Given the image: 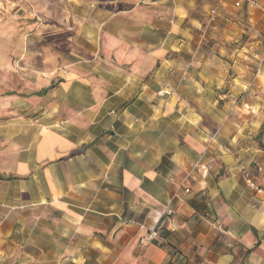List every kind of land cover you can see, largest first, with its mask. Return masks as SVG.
Wrapping results in <instances>:
<instances>
[{
  "label": "crops",
  "instance_id": "1",
  "mask_svg": "<svg viewBox=\"0 0 264 264\" xmlns=\"http://www.w3.org/2000/svg\"><path fill=\"white\" fill-rule=\"evenodd\" d=\"M70 1L80 66L0 104V264H264V0Z\"/></svg>",
  "mask_w": 264,
  "mask_h": 264
},
{
  "label": "rangeland",
  "instance_id": "2",
  "mask_svg": "<svg viewBox=\"0 0 264 264\" xmlns=\"http://www.w3.org/2000/svg\"><path fill=\"white\" fill-rule=\"evenodd\" d=\"M75 3L70 0H0V104L14 109L16 104L31 98L16 99L5 96L7 93L21 94L33 87L42 90L51 84V96L39 97L36 104L42 107L48 99H57L53 94L61 87V80L54 78L52 82L48 78L58 77V73L82 63L80 51L85 40L80 30L84 23ZM206 16L208 20V13ZM102 56L100 53L99 58L104 59ZM104 68L100 64L89 70L100 73ZM35 73L41 77L39 84L33 82ZM13 113H6L4 117L16 115ZM21 114L27 112H19L17 116Z\"/></svg>",
  "mask_w": 264,
  "mask_h": 264
},
{
  "label": "built area",
  "instance_id": "3",
  "mask_svg": "<svg viewBox=\"0 0 264 264\" xmlns=\"http://www.w3.org/2000/svg\"><path fill=\"white\" fill-rule=\"evenodd\" d=\"M252 4H254L256 7H260V3L258 1H254ZM217 18H218V11L216 9H212L210 10V12L208 13V23L209 24H215L217 22ZM163 93H160V96H162ZM247 181L248 183L254 187V183L252 181V179L250 178V175L247 174ZM189 192V191H187Z\"/></svg>",
  "mask_w": 264,
  "mask_h": 264
}]
</instances>
